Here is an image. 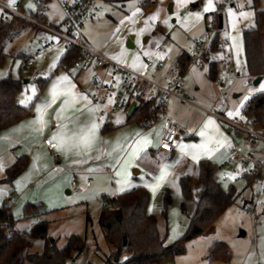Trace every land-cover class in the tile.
I'll return each mask as SVG.
<instances>
[{"label":"crops","instance_id":"1","mask_svg":"<svg viewBox=\"0 0 264 264\" xmlns=\"http://www.w3.org/2000/svg\"><path fill=\"white\" fill-rule=\"evenodd\" d=\"M200 3L203 4V0L194 1L192 6L194 7ZM261 7H264L263 0H261ZM224 26L223 19V28ZM253 26V24L250 25V27ZM42 31L43 30L37 28V32ZM42 38L41 42L43 43L45 37ZM193 38L191 39V44ZM133 40L134 39L132 38L134 46ZM146 42H148V39ZM157 45L161 46V52H156L154 50ZM67 48L68 45L66 46V50ZM97 50L100 51L99 49ZM176 52L175 56H172V54L163 46V43L158 41L157 43L148 46V52L146 55L151 54L156 60L160 59L159 57L162 56L167 59L169 63L176 60L179 61L181 58L184 59L188 55V50L182 49ZM211 60H216L218 66H222L221 69H223L225 64L232 62L229 41L224 49L214 48L211 54ZM145 63L146 68H143L140 65L129 67L147 76L154 77L157 80H162L167 72L168 66L158 68L156 65H148L146 61ZM191 63H188V65L183 68L185 70V75L181 89V92L188 96L189 100L183 101L178 96H172L169 99L167 114L180 127L179 136L171 151H158L162 134V121H160V118L151 126L145 127L138 122L141 118L128 121L130 108L126 112L112 113L111 103L109 102L106 103V107L110 113L105 117L99 115V109L94 114L87 111H76V109L84 107L85 102L83 100L79 101L74 106L67 107L64 115L66 117H76V122H68L69 135L93 119L100 125L97 133V140L91 151L86 155H77L75 151L65 154L62 151H57V148L50 149L45 144V139H50L57 130L55 115L63 106V101L65 99L63 96H60L56 102L47 109V115L45 118L49 121V124L45 127L42 134L37 135L25 128L21 132L13 134L10 139L0 141V158H2L5 165L4 169L0 171V207L5 203L9 196L13 198L14 202L10 210L15 221V226L20 230H29L30 223L35 220L36 215H39L41 220H46L48 224L50 217L52 218L66 213L77 205L89 206L92 202L101 201L103 208V196H116L119 193H122L120 191L121 184L118 183V181L127 180L132 187L125 184V191L131 190L137 186H143L148 189L151 197L148 207L150 213L157 212L155 202L158 198L162 199L163 193L167 187L171 189L172 195H175L180 201V206L176 204L168 210L167 217L169 227L166 243H172L173 240L179 237L187 228L190 220L189 215L193 212L195 207L197 189L199 188L198 171L200 160L209 159L219 166V171H222V169H224L223 165L228 164L227 159L232 148L239 147L243 152L250 151L255 159L262 156L261 143L252 142L243 134L229 130L222 122L210 113V110L221 108V106H217L219 102L218 95L213 87H210L208 90H202L201 84L197 80L198 77L193 81L194 86H191L190 83L188 84L187 73H189L188 70ZM201 65L203 66L204 63ZM237 74L238 75L231 76H234L236 79L244 80V78L250 74L247 70L246 63L244 69L237 70ZM95 75H104V70L91 63L87 68L78 71L75 69L74 64L64 67L59 61L57 65L50 67L48 75L38 76L43 79L50 77L45 87L41 88L37 82L38 77H36V85L38 87L37 92L27 104L30 105L33 103L32 113L22 120L1 129L0 137H3L11 129L33 120L37 115L36 106L42 104L46 99H50L51 91L53 87L57 85H59L61 90L69 85H74L75 88L73 90L75 92L86 95L88 100L91 101V104L89 105L90 107L97 106L92 99V94L97 89L96 83L93 80ZM250 75L254 76L252 80L254 84L255 80L261 76V80L255 84V87L258 88L264 79V74ZM65 76L68 77V80L61 83L62 78ZM209 79L215 84L216 89L220 93L221 86L217 84V79L213 80L210 77ZM243 80L242 86L248 87L249 83L244 86ZM224 83L225 80L222 88L224 87ZM23 89L18 93L17 99L19 102L27 97L23 96ZM240 91V89L234 87L233 96L235 98L240 97L243 94ZM255 93L257 92L253 91L249 96L251 97ZM223 102L224 101L222 100L220 101L221 104H223ZM221 113L226 115V112L224 111L223 113V110H221ZM209 119L214 121V124L205 128ZM112 120H119L120 123L116 126H111ZM105 125L110 126V129L103 130ZM201 131H205L207 136H201ZM136 133H151L150 139L152 144L148 146L146 152L141 153L138 159L132 161L128 156V153L131 151L128 146L132 143V138ZM209 138L212 139V142L209 143V147L215 148L216 151L212 153L211 157L202 156L199 162L194 161L190 155L181 149L182 145L201 144ZM117 141H119L127 151L122 149L114 152L113 148ZM216 141H220L223 146H219ZM105 153H112V155L109 156ZM117 157L120 159V164L115 162ZM19 158L26 159V168L12 181L5 180L7 177V169L15 164ZM125 160L128 161V164L125 166L126 172L121 176H117L116 173L117 171H120V165L123 164ZM165 165L168 166L167 171L169 172V175L161 187H159L156 192H153L152 186L156 184V178L159 176L160 171ZM108 168H110L111 171H108ZM250 169L251 165L242 166L238 164V167L234 168V170H232L233 173L231 174L235 175L236 180L241 181L246 179V187L249 185L252 187V196L250 198H244L245 201L243 202V205L245 207V204L250 202V199L253 198L257 187H255V183L251 181ZM236 173L239 174L236 175ZM187 175L190 177L193 198H185L181 191L180 179ZM89 177L93 178V181L90 183L87 182V178ZM217 178L221 182L218 175ZM73 179L76 180L78 185L84 187L83 192L79 194L71 192L70 186ZM232 180L233 179L229 178L227 182H232ZM222 187L226 188L223 185ZM181 203L185 204L186 211L182 210ZM47 227L49 230V225ZM53 239H56L57 241L56 237Z\"/></svg>","mask_w":264,"mask_h":264},{"label":"rangeland","instance_id":"2","mask_svg":"<svg viewBox=\"0 0 264 264\" xmlns=\"http://www.w3.org/2000/svg\"><path fill=\"white\" fill-rule=\"evenodd\" d=\"M138 1L108 2L100 0L99 3L104 14L89 21L83 28V34L88 44L107 56L127 66L135 64L143 68H146L145 55L148 52V46L158 41L163 43L172 56H175L176 51L189 50L191 39L197 34L203 33L206 28L204 14L211 15L217 11L218 7V0H213V10L209 12L199 10L198 5L193 7L192 3L196 0H186V2L185 0H155L149 7L139 6ZM231 1L232 3L226 7L222 14L225 24L222 31L228 36L232 64L237 70H242L246 63L243 29L252 24L255 25V10L252 0ZM199 5L204 9L207 0H203V4ZM50 9L52 12L46 13L43 19L56 26L61 17V9L56 2L50 4ZM138 9L139 11H137ZM229 9H232L237 15L235 27H233V17L229 14ZM195 10L201 13V20H197L193 15L197 13ZM240 12H249L252 15L243 18L239 16ZM21 23L23 21H18L19 34L6 45L5 60L0 64V78L8 75L22 78L25 84L23 96H33L35 94L32 89L34 88L36 93L38 88L36 77L48 75L50 67L59 63L62 54L66 51L67 44L63 41L58 42L57 36L44 30L37 32V28L31 24L23 28ZM57 27L59 26L57 25ZM132 35L134 36V46L130 47L128 39ZM42 37H45V40L53 38L57 44L38 54L36 49L42 45ZM233 37H236L235 42ZM147 39L148 42H146ZM241 44L242 51L238 57L237 46ZM30 57L33 58L34 65L26 67V58ZM208 67L207 63H204L203 66L196 62L191 63L189 73H187L188 84L194 86L193 81L198 77L197 80L201 84L202 90L213 87L218 95L217 106H221L220 109L223 110V113L226 112V116L237 117L235 113L244 108L249 95L256 88L255 84L252 81L248 87H243V79H236L230 75L225 79L224 87H220L219 93L215 84L207 76ZM221 67V65L218 66V73L221 72ZM262 83H264V79ZM234 87L243 93L240 97L233 96ZM221 92L225 93V98L219 97ZM221 100L224 101L223 104L220 103ZM230 112L233 113L232 116L228 115ZM236 148L239 149V147ZM238 164L247 166L237 161H228V164L223 165L222 171H217L216 175L219 176L222 185L226 188L234 185L240 194L235 204L228 207L215 221V232L190 241L185 253L167 259L161 264H264V255H262L264 252L262 249V244H264V195L262 196L263 203L257 205L253 214L248 212L243 202L245 197L252 196V187L250 185L246 187V179L240 181L234 178L235 180L233 179L232 182H227L233 173L232 170L238 167ZM254 186L256 187L258 184L255 183ZM100 203L101 201L92 202L89 206L77 205L66 213L50 217L48 236L50 239L56 237L58 246H63L68 236L73 233L80 235L85 241V250L79 255L74 254L69 264H104L107 256L114 250V246L105 239L99 223L102 209V203ZM176 204L180 206V201L174 195L168 210ZM155 205L157 212L154 213L159 214L163 209V197L162 199L158 198ZM242 230L245 235H241ZM215 241H223L227 244L230 252L229 260L209 261L206 259L208 247ZM44 245L45 240L34 239L32 250L42 251Z\"/></svg>","mask_w":264,"mask_h":264},{"label":"trees","instance_id":"3","mask_svg":"<svg viewBox=\"0 0 264 264\" xmlns=\"http://www.w3.org/2000/svg\"><path fill=\"white\" fill-rule=\"evenodd\" d=\"M108 2H123L126 0H106ZM255 10V25L243 30L244 49L247 70L250 74H264V7L261 0H252ZM155 0H145L144 7H149ZM264 2V0H263ZM26 27L28 23H21ZM18 21L0 23V64L5 60L6 45L18 34ZM213 48H216L213 46ZM82 57V51L77 46H69L60 60L64 67L73 65ZM29 58H26V67ZM192 59L187 55L179 59L185 68ZM208 76L218 78V62L209 61ZM49 78L38 77L37 82L45 87ZM22 78L8 75L0 78V130L6 128L32 113L33 103L21 104L17 97L23 89ZM252 114L258 127L264 132V92L253 94L242 109ZM160 107L156 102H143L128 121L149 116L156 121L160 118ZM110 129L105 125L103 130ZM27 166L25 158H19L7 169L5 180L12 181ZM219 166L209 159L199 162L197 199L193 212L189 215V224L185 231L172 243H166L168 235L167 210L173 201L171 189L167 187L163 193V209L159 214L148 211L150 193L147 188L137 186L116 196H103L104 206L100 212L99 223L105 239L114 246V250L105 259L104 264H161L167 259L186 252L187 244L201 235L215 232V221L230 206L235 204L239 193L234 185L223 188L217 178ZM251 175V174H250ZM251 181L254 178L251 175ZM182 194L185 198H193L190 177L180 179ZM181 208L186 211L184 203ZM14 218L4 203L0 207V264H69L74 254L82 253L86 244L78 234H71L63 246L56 244V239L48 236V224L41 220L29 232L17 233L7 230L2 224L14 225ZM45 240L42 251H33L34 239ZM126 256V258H124ZM207 260H229L230 252L223 241H215L208 249Z\"/></svg>","mask_w":264,"mask_h":264},{"label":"built area","instance_id":"4","mask_svg":"<svg viewBox=\"0 0 264 264\" xmlns=\"http://www.w3.org/2000/svg\"><path fill=\"white\" fill-rule=\"evenodd\" d=\"M100 0H16V3L9 5L8 0H0V23L10 22L13 20L23 21L44 30L58 37V42H65L69 46H77L82 51V57L74 63L76 70L80 71L87 68L91 63L104 70V75H95L93 77L97 89L92 94L93 101L99 105V115L105 117L109 115L106 103L111 98V112H126L133 103L135 109L143 102H156L160 107V121H162V134L158 151H171L179 136L180 127L167 114L169 99L172 96H178L183 101H188L189 97L181 92L185 70L181 67L179 61L168 62L165 58L154 59L151 54L145 56L148 65H156L158 68L167 67V72L162 80L147 76L129 66H126L106 54L98 51L90 46L84 39L83 28L89 22L104 14V10L99 3ZM56 2L61 9V17L56 26L51 22L47 23L43 18L46 13L52 12L50 4ZM217 11L211 15L204 14L206 28L203 33L194 36L192 44L188 50V55L192 59V63L199 64L209 63L211 54L214 50L224 49L228 43V36L219 28L220 15L223 14L226 7L232 3L231 0H218ZM145 0H139L138 5H144ZM199 10H203L200 5ZM57 25L59 27H57ZM57 44L55 39H47L43 41L36 49V53L40 54ZM161 52L162 48L157 45L154 49ZM33 58L30 57L28 65H33ZM230 75H238L232 62L224 65L218 75L217 84L223 86L224 80ZM120 77V80H119ZM252 75H247L243 80L246 86L253 80ZM221 98H225V93L221 92ZM210 113L222 122L229 130L243 134L250 141L262 144V156L258 159L253 158L252 153L243 152L240 149L232 148L228 161H237L243 165H251L250 174L254 178V183L258 186L255 189V198L247 202L246 209L253 214L259 203H263L264 195V132L258 127L252 114L240 111L237 117H228L221 113L220 109L210 110ZM142 126H151L155 121L149 116H145L138 120ZM117 120H112L111 126H116ZM45 139V144L50 149H55L56 145L50 144ZM167 145V147H165ZM111 171L110 168L107 169ZM93 181L92 177L87 178V182ZM70 190L74 194L83 192L84 187L76 183L73 179ZM14 200L11 196L5 201L8 212ZM41 220L36 215L35 220L30 223L29 230ZM7 230L17 233L29 232V230H20L15 224L9 226L2 224Z\"/></svg>","mask_w":264,"mask_h":264},{"label":"snow or ice","instance_id":"5","mask_svg":"<svg viewBox=\"0 0 264 264\" xmlns=\"http://www.w3.org/2000/svg\"><path fill=\"white\" fill-rule=\"evenodd\" d=\"M186 2V0H185ZM9 5H13L16 3V0H8ZM213 10V0H207V5L203 9L204 12H209ZM139 11V9L137 10ZM229 14L233 17V27L236 25V19L237 15L235 12L232 11V9H229ZM197 20L201 18V13L197 12L193 14ZM252 13L249 12H240L239 16L243 18H248ZM167 22V21H166ZM235 42L236 37L232 38ZM242 51V44L237 46V56L239 57L240 52ZM159 58H163L162 56ZM239 63V60L237 61ZM135 67L136 65H132ZM68 77L65 76L62 78L61 83L64 81H67ZM75 88L74 85H69L65 89L61 90L59 88V85L53 87L51 91V98L46 99L42 104L36 106V113L37 115L35 118L26 124H22L16 128L11 129L8 133H6L3 137H0V141L2 140H8L13 134L21 132L23 129L27 128L31 132L36 133L37 135L42 134L45 127L48 126L49 121L45 118L47 115V109L51 107L52 104L56 102V100L63 96L65 99L63 101V106L56 112L55 119L57 121V130L56 132L51 136L50 140L48 141L50 144H55L57 151H62L65 154H68L70 152L75 151L77 155H86L88 152L91 151L93 145L95 144L97 140V133L99 130L100 125L95 122V120H90L88 123H86L84 126L80 127L77 131L72 132L71 135L68 134V122H76V117H66L64 115L65 109L69 106H74L79 101L83 100L85 102L83 108H78L76 111L78 112H84L87 111L89 113L94 114L98 109L99 105L95 107H90L91 101L88 100V97L86 95H83L82 93H77L73 89ZM35 89H32L33 94H35ZM255 92H264V83H260L259 87L252 90ZM32 96H27L24 100H21L20 103L23 105H27L31 100ZM247 99V97H245ZM112 100L109 98V103H111ZM106 107V106H105ZM229 116H232L233 113H228ZM235 115H239V112L235 113ZM117 123H120L119 120H117ZM214 124V121L209 119V121L206 123L205 128H207L209 125ZM201 136H207V133L205 131L200 132ZM151 133L142 134V133H136L135 136L132 138V143L128 146L130 147L131 151L128 153L129 158L132 161H135L138 159L141 155V153L146 152L149 145L152 144V141L150 139ZM212 142V139L209 138L204 143L201 144H195V145H182L181 149L182 151H185L188 155L191 156V158L199 162L202 156L204 157H211L212 153L216 151L215 148H210L209 143ZM107 143V142H104ZM216 143L219 146H223V144L220 141H216ZM167 147V145H165ZM125 150L123 145L120 144L119 141L116 142L115 147L113 148L114 152H117L118 150ZM106 155H112V153H105ZM117 164H120V159L117 157L116 161ZM128 164V161L125 160L123 164L120 165V171H117L116 175L121 176L126 172L125 166ZM5 165L3 163L2 158H0V171L4 169ZM168 166L165 165V167L160 171L159 176L156 178L157 182L152 186V191L156 192L159 187L163 184L164 181H166L169 172L167 171ZM239 173H236L238 175ZM231 179L235 178V175H230ZM118 183L121 184L120 191H125L124 185L127 184L129 187H132V185L129 184L127 180H121L118 181ZM262 249H264V244H262ZM262 255H264V252H262Z\"/></svg>","mask_w":264,"mask_h":264},{"label":"water","instance_id":"6","mask_svg":"<svg viewBox=\"0 0 264 264\" xmlns=\"http://www.w3.org/2000/svg\"><path fill=\"white\" fill-rule=\"evenodd\" d=\"M219 28L222 29L223 28V16L220 15V19H219ZM132 38L133 35L130 37V39L128 40V45L131 47L133 46V42H132ZM259 80H261V76H259L256 80H255V84H257L259 82ZM135 108V103H133L129 109V113L132 114L133 110ZM241 235H245V232L242 230L241 231Z\"/></svg>","mask_w":264,"mask_h":264}]
</instances>
